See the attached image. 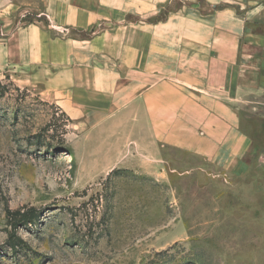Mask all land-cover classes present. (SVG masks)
Returning <instances> with one entry per match:
<instances>
[{"label": "rangeland", "instance_id": "rangeland-1", "mask_svg": "<svg viewBox=\"0 0 264 264\" xmlns=\"http://www.w3.org/2000/svg\"><path fill=\"white\" fill-rule=\"evenodd\" d=\"M88 5L0 0V60L10 39L31 28L60 42L63 53L66 43L91 41L100 25L70 22L71 7ZM166 17L164 3L145 20L127 19L161 26ZM253 34L264 38L261 28ZM151 35L156 45L143 52L158 55L153 73L149 60L141 68L101 56L66 60L75 78L112 81L100 95L103 110L47 101L40 84L13 78L12 67L0 64V264H264V80L256 85L254 72L242 69V85L223 79L222 90L198 91L232 111L190 109L173 128L160 115L153 127L146 94L177 82L187 64L165 61L164 30ZM262 60L242 65L264 68ZM87 87L75 88L93 90ZM126 91L125 104L110 110Z\"/></svg>", "mask_w": 264, "mask_h": 264}, {"label": "crops", "instance_id": "crops-1", "mask_svg": "<svg viewBox=\"0 0 264 264\" xmlns=\"http://www.w3.org/2000/svg\"><path fill=\"white\" fill-rule=\"evenodd\" d=\"M164 3L167 13L164 25L154 26L141 21L155 15ZM70 15L72 25L80 29L97 25L102 28L89 42L66 43L65 53L60 51V42L49 39L44 31L41 30L40 36L36 28L27 29L10 39V47L1 54L0 64L12 67L9 76L22 78L26 84H40L41 95L47 101L61 102L71 111L105 109L100 95L108 93L113 85L106 75L97 77L95 74L90 82L78 76L75 78L74 71L68 67V58L101 56L111 61L140 64V68L142 62L149 60L150 72L153 73L157 68L152 67V62H159L158 55L145 54L143 48L156 45L151 34L157 30H164L165 45L171 48L165 55V61L187 65L182 67L177 82L166 81L163 88L152 87L146 94L144 106L149 121H154L153 127L158 126L156 120L160 115L171 118L167 124L173 128L178 124L174 122L176 115L183 118L185 111L190 109L232 111L219 102L202 100L198 91L207 87L222 90L227 86V82L221 83L223 79L235 80L233 84L236 86L239 78H245L241 75L245 68L254 72L252 79L256 85L264 84L260 83L264 80V68L242 65L249 59L252 63L262 60L258 58L260 52L256 49L264 51L259 45L264 38L255 39L253 30L261 28L264 31V0H91V5L85 9L71 7ZM131 15L141 20L129 21L127 16ZM177 36L180 39L175 40ZM174 47H181L182 54H175ZM173 70L172 66L171 72ZM75 87H92L93 90L82 92ZM128 91L112 100L110 110L125 101ZM96 115L92 114L93 122L98 119ZM230 118L235 138L244 137L238 129L236 116L230 113ZM161 131L163 128L154 129V134Z\"/></svg>", "mask_w": 264, "mask_h": 264}]
</instances>
